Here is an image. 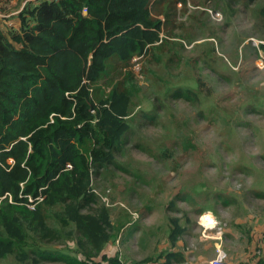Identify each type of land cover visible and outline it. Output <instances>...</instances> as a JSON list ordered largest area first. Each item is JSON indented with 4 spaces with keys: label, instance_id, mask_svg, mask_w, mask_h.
Listing matches in <instances>:
<instances>
[{
    "label": "trees",
    "instance_id": "obj_1",
    "mask_svg": "<svg viewBox=\"0 0 264 264\" xmlns=\"http://www.w3.org/2000/svg\"><path fill=\"white\" fill-rule=\"evenodd\" d=\"M177 3L185 0H38L19 12L17 29L0 31V263L122 264L102 252L113 225L92 176L115 161L130 130L133 59L165 49L163 21ZM193 82L178 80L170 96L198 101ZM171 223L173 247L190 221ZM70 241L74 256L49 250ZM163 258L183 262L180 250Z\"/></svg>",
    "mask_w": 264,
    "mask_h": 264
},
{
    "label": "rangeland",
    "instance_id": "obj_2",
    "mask_svg": "<svg viewBox=\"0 0 264 264\" xmlns=\"http://www.w3.org/2000/svg\"><path fill=\"white\" fill-rule=\"evenodd\" d=\"M262 8L264 0H185L171 7L167 21L160 17L165 49L149 62L135 58L139 91L130 130L115 161L92 176L96 201L109 209L113 225L105 256L159 264V256L180 248L171 246L168 234L171 219L180 226L185 215L195 232L200 216L205 225L213 216L222 229L263 218ZM169 50L176 56L166 55ZM180 79L199 81L191 84L198 101L170 96ZM190 193L188 202L183 197ZM74 248L70 241L49 250L74 256L67 252Z\"/></svg>",
    "mask_w": 264,
    "mask_h": 264
},
{
    "label": "crops",
    "instance_id": "obj_3",
    "mask_svg": "<svg viewBox=\"0 0 264 264\" xmlns=\"http://www.w3.org/2000/svg\"><path fill=\"white\" fill-rule=\"evenodd\" d=\"M38 0H0V12L3 14L0 22V31L8 28L17 29L19 26L18 14L25 5L37 4ZM255 218L250 227H245L246 220L235 222V227L222 229L221 227H205L201 222L199 231L195 228L186 229L177 242V250L183 255L182 264H209L215 257L219 247L226 255L229 264H264L260 253L264 252V215ZM251 222V221H250ZM106 247L105 249L107 250ZM106 253V252H105ZM159 263L163 260L159 259Z\"/></svg>",
    "mask_w": 264,
    "mask_h": 264
},
{
    "label": "built area",
    "instance_id": "obj_4",
    "mask_svg": "<svg viewBox=\"0 0 264 264\" xmlns=\"http://www.w3.org/2000/svg\"><path fill=\"white\" fill-rule=\"evenodd\" d=\"M216 16H219L216 14ZM3 14L0 12V22L2 21V18H3ZM136 59L134 58L133 61H135ZM141 77V76H140ZM203 216H200V222H201V219H202ZM213 218V216H212ZM203 226L205 227H214L215 226V220L213 218V223L212 224H208V225H205L203 224ZM260 258L261 260L264 261V252L260 253ZM209 264H229L227 261H226V255L225 253L222 251L221 248H217L216 249V254H215V257L209 262Z\"/></svg>",
    "mask_w": 264,
    "mask_h": 264
},
{
    "label": "bare ground",
    "instance_id": "obj_5",
    "mask_svg": "<svg viewBox=\"0 0 264 264\" xmlns=\"http://www.w3.org/2000/svg\"><path fill=\"white\" fill-rule=\"evenodd\" d=\"M209 218V217H208ZM211 224H212V222H211Z\"/></svg>",
    "mask_w": 264,
    "mask_h": 264
}]
</instances>
